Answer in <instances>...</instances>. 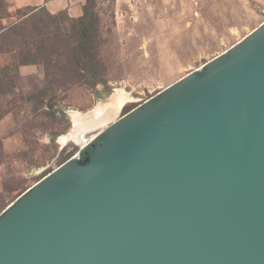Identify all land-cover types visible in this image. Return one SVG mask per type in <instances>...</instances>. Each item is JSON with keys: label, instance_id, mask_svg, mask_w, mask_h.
Here are the masks:
<instances>
[{"label": "water", "instance_id": "95a60500", "mask_svg": "<svg viewBox=\"0 0 264 264\" xmlns=\"http://www.w3.org/2000/svg\"><path fill=\"white\" fill-rule=\"evenodd\" d=\"M113 116L0 211V264H264V21Z\"/></svg>", "mask_w": 264, "mask_h": 264}, {"label": "rangeland", "instance_id": "374dc122", "mask_svg": "<svg viewBox=\"0 0 264 264\" xmlns=\"http://www.w3.org/2000/svg\"><path fill=\"white\" fill-rule=\"evenodd\" d=\"M100 73L92 87L59 73L47 86L43 63L20 65L0 80V208L74 156L73 113L116 119L242 39L264 21V0H94ZM27 10L5 13L8 24ZM69 20L56 15L54 26ZM11 63L0 53V66ZM87 113V114H88ZM105 115V116H106ZM74 122V121H73Z\"/></svg>", "mask_w": 264, "mask_h": 264}, {"label": "trees", "instance_id": "16d2710c", "mask_svg": "<svg viewBox=\"0 0 264 264\" xmlns=\"http://www.w3.org/2000/svg\"><path fill=\"white\" fill-rule=\"evenodd\" d=\"M93 2L85 0L77 17H70L66 10L51 13L44 6L17 9L27 10L28 14H24L27 16L6 24L3 20L4 14H9L8 5L5 0H0V53H9L11 58L9 65L0 66V80H11L10 71L17 70L20 65L43 63L47 86L39 91L42 94L54 90L52 79L57 78L60 72H71L92 87L99 82L104 83L96 43L98 14ZM56 15L69 20V26L64 29L56 24L51 37L46 30Z\"/></svg>", "mask_w": 264, "mask_h": 264}, {"label": "crops", "instance_id": "0c3cea01", "mask_svg": "<svg viewBox=\"0 0 264 264\" xmlns=\"http://www.w3.org/2000/svg\"><path fill=\"white\" fill-rule=\"evenodd\" d=\"M8 8L7 12L11 13L16 9H24L26 7L44 6L51 13L66 10L70 17H77L82 12V5L85 0H5Z\"/></svg>", "mask_w": 264, "mask_h": 264}, {"label": "bare ground", "instance_id": "6f19581e", "mask_svg": "<svg viewBox=\"0 0 264 264\" xmlns=\"http://www.w3.org/2000/svg\"><path fill=\"white\" fill-rule=\"evenodd\" d=\"M101 108H102L101 106L98 108H95L90 113H88V112H87L88 114L85 113V115H82V114L76 113V112L73 113V120H72L73 129H71L70 132H68V135H65L63 137V139H65L66 137L67 138L69 137V138L73 139L72 140L73 142L80 143V145H83L84 142H82L80 140L79 134L77 132L78 127H80L84 124H89V123L91 124V123L96 122V121H102V120L110 118V116L106 115L107 113L105 114L106 116L105 115L102 116V115H100V113H97L98 111H101V113H102L103 110H100ZM93 124H95V123H93Z\"/></svg>", "mask_w": 264, "mask_h": 264}]
</instances>
